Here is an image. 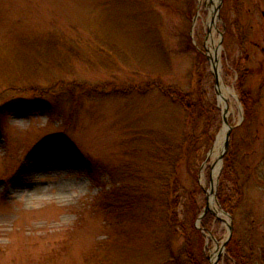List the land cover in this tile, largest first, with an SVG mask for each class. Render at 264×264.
Segmentation results:
<instances>
[{
  "label": "rangeland",
  "instance_id": "374dc122",
  "mask_svg": "<svg viewBox=\"0 0 264 264\" xmlns=\"http://www.w3.org/2000/svg\"><path fill=\"white\" fill-rule=\"evenodd\" d=\"M211 16L210 4L201 0H0V264L176 260L186 247L183 225L188 231L193 218L195 173L183 167L178 192L172 190L143 218L111 211L104 192L118 169L135 163V152L142 163L134 167L155 197V171L166 167L149 162L145 153L159 150L158 137L177 146L196 127L204 155L206 118L191 123L167 87L204 105L214 99L220 115L211 122V133L222 122L215 141L223 131V106L206 46ZM212 20L222 78L233 91L228 120L235 130L234 167L243 194L236 213L239 239L259 262L264 256V0H218ZM239 80L257 97L246 127ZM215 141L197 173L204 192L200 214L211 181L220 177L211 168L218 159L205 163ZM215 205L217 210L211 209L224 221L212 214L215 224L203 231L209 264L233 221ZM196 241L193 237L192 244ZM225 257L226 251L219 264H226Z\"/></svg>",
  "mask_w": 264,
  "mask_h": 264
},
{
  "label": "trees",
  "instance_id": "16d2710c",
  "mask_svg": "<svg viewBox=\"0 0 264 264\" xmlns=\"http://www.w3.org/2000/svg\"><path fill=\"white\" fill-rule=\"evenodd\" d=\"M243 87L244 84L239 80L237 90L240 93V100L244 110V122L241 126H244L247 121L253 118L257 107V97L249 92H245ZM166 90L167 94L178 99L186 110L191 123L195 124L202 117L206 118L207 131H205V134L208 136V144L204 153L206 155L215 141L220 125H222V122L219 123L217 130L211 133L210 125L220 115V109L217 107L215 100L213 99L212 102L204 105L203 102L192 100L186 93L178 89L167 87ZM193 129L192 133L186 134L183 142L177 146L169 145L167 140L158 137L159 140H155L154 143H157L159 150L147 151L145 153V156L149 157L147 159L149 162L155 161L157 164L165 165L166 167V170L159 167L155 171L152 183L150 182L153 185L158 184L159 186L157 194L154 193L155 197L149 192L148 187L142 184V171L134 167V165L142 163V161L138 162L135 159L136 157L139 160L142 154L137 153L135 155V152L133 153L135 163L128 164L127 170H125L127 165H123L118 169L112 178V188L104 192V199L107 206L111 208V211L125 212L128 215L131 213L134 216L138 215L143 218L154 212L153 207L156 203L163 201L166 197L167 200L172 190L178 192L181 184L180 171L183 167L195 173L196 185L190 196L193 218L188 231H186V227L183 225L186 247L174 262L169 261L166 264H209L206 256L204 233L195 226L196 220L204 208L199 203L200 197L204 195V192L198 183L199 175L197 174L199 167L204 161V155L200 152V147L198 146L202 136H198L197 131H195L196 127ZM234 131L231 135L229 150L224 158V168L220 176L217 193V199L221 208L233 218V235L226 248L225 261L226 264H264V256L262 257L263 260L259 262L255 260L252 252L245 248L239 239L236 213L243 201V194L234 167L236 159V135ZM199 152L201 153L200 155ZM153 155H155V158L151 159ZM144 187H146L145 190H143ZM174 216H178L176 212ZM213 220L212 214L208 213L202 220V227L205 230H209L212 223H214ZM193 237L197 238L196 245L192 244Z\"/></svg>",
  "mask_w": 264,
  "mask_h": 264
},
{
  "label": "bare ground",
  "instance_id": "6f19581e",
  "mask_svg": "<svg viewBox=\"0 0 264 264\" xmlns=\"http://www.w3.org/2000/svg\"><path fill=\"white\" fill-rule=\"evenodd\" d=\"M201 2L202 3L208 2L210 4L212 16L210 17V21H209V34L207 36V42H206L207 53H208V57H209L210 61L212 62L213 67H216V69L219 72V77H220V82H219V86H218V92L220 95L219 101H220V103L224 109H228V107H229L228 101L231 99L233 91H232V89L228 88L225 85L223 78H222V64H221L222 50L218 45V40L216 39V26L214 23L215 21L212 20V18L214 17V15L216 13L218 0H201ZM226 130H227V128H224L223 131L221 132V134L218 136L217 141L214 145V148H213L212 152L210 153V159H212V161H216V159H218L219 155L221 154V152L223 150ZM215 163H216V166L220 165V163L217 164V161L214 162V164ZM216 166L214 167V168H216V171L214 174L215 177L218 175V171H219V167H220V166H217V167ZM210 206L213 208L216 207L214 197H211V199H210ZM216 257H217V251L213 254V258H212L213 261L216 259Z\"/></svg>",
  "mask_w": 264,
  "mask_h": 264
},
{
  "label": "water",
  "instance_id": "95a60500",
  "mask_svg": "<svg viewBox=\"0 0 264 264\" xmlns=\"http://www.w3.org/2000/svg\"><path fill=\"white\" fill-rule=\"evenodd\" d=\"M221 1L222 0H220V2ZM219 9H220V6H219ZM211 64H212V62H211ZM212 69H213V71H212L213 72V75L215 77V83H216V86H217V89H218L219 82H220L219 72L216 69V67H213V65H212ZM217 95H218V97L220 96L219 95V92L217 93ZM222 112H223V124H224V128H227V130H226V134H225V140H224L223 150H222L221 154L219 155L218 161H217V164L220 163V168H219L218 174H221V164L223 163L224 157H225L226 153L229 150V146H230V136H231L232 130L234 129L233 126L230 125L229 120H228V113H229L228 109H223ZM209 156L207 157L205 163L208 162ZM215 166H216V163L214 165H212L211 168L214 169ZM218 187H219V179L217 180V183L216 184H214V182L211 181L210 189L206 192L208 203H207V205L205 207L204 212L199 217L198 223L201 222L202 218L208 212L213 213L219 220L224 221L210 207V199H211V197H214V201L218 203V200H217ZM218 205L220 206L219 203H218ZM215 209L217 210V207H215ZM220 211H221V214H224V215H226V216H228V217L231 218V215L229 213H227L226 211H224L223 209L220 210ZM232 235H233V221L231 220V222L228 225V238L223 243V245L220 248H218V250H217V257H216V259L214 261L212 259L211 264H219V260L221 259L222 255L224 254V252L226 250V247H227V244L230 241V239L232 238Z\"/></svg>",
  "mask_w": 264,
  "mask_h": 264
}]
</instances>
